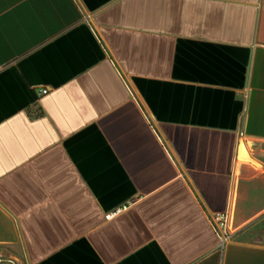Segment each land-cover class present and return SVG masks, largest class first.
Returning a JSON list of instances; mask_svg holds the SVG:
<instances>
[{
  "label": "crops",
  "instance_id": "obj_1",
  "mask_svg": "<svg viewBox=\"0 0 264 264\" xmlns=\"http://www.w3.org/2000/svg\"><path fill=\"white\" fill-rule=\"evenodd\" d=\"M9 261L264 264V0H0Z\"/></svg>",
  "mask_w": 264,
  "mask_h": 264
},
{
  "label": "built area",
  "instance_id": "obj_2",
  "mask_svg": "<svg viewBox=\"0 0 264 264\" xmlns=\"http://www.w3.org/2000/svg\"><path fill=\"white\" fill-rule=\"evenodd\" d=\"M47 88H42L38 91V97H42L48 93ZM126 206H121L119 208H115L114 210L110 211L109 213L105 214V220H110L119 214ZM214 231L218 237L219 245L223 247L229 240V237L226 234V227H227V213H215L212 214L209 218ZM0 264H16L13 261L9 262H0Z\"/></svg>",
  "mask_w": 264,
  "mask_h": 264
}]
</instances>
